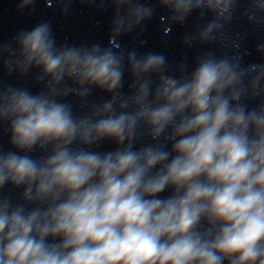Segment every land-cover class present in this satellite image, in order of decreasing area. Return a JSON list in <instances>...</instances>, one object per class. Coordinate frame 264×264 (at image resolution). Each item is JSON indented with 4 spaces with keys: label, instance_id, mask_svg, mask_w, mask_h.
<instances>
[{
    "label": "clouds",
    "instance_id": "9594fccd",
    "mask_svg": "<svg viewBox=\"0 0 264 264\" xmlns=\"http://www.w3.org/2000/svg\"><path fill=\"white\" fill-rule=\"evenodd\" d=\"M33 2L20 0L18 11ZM111 3L110 44L119 49L117 37L154 9L134 0ZM158 3L170 10V23H183L196 10L201 18L213 13L198 32L201 43H211L231 21L236 0ZM254 3L264 13V0ZM14 40L18 50L0 48V56L10 57L9 73L38 68V81L47 83L36 95L0 92V121H11L10 144L19 150L0 154V188L23 186L22 199L37 205L26 210L0 199V264H264V104L249 111L239 103L246 95L264 96V65L244 69L238 56L208 55L177 79L165 74L164 55L133 51L127 65L135 94L125 98L122 52L99 44L57 48L46 22ZM149 74L159 77L154 92ZM65 79L77 87H62ZM93 87L112 99L91 116L76 119L56 99L73 92L84 98ZM141 123L157 141L170 128L171 150L160 144L133 150ZM105 139L117 149L71 148ZM49 145L51 154L41 160L19 154ZM169 189L170 196H161Z\"/></svg>",
    "mask_w": 264,
    "mask_h": 264
},
{
    "label": "water",
    "instance_id": "95a60500",
    "mask_svg": "<svg viewBox=\"0 0 264 264\" xmlns=\"http://www.w3.org/2000/svg\"><path fill=\"white\" fill-rule=\"evenodd\" d=\"M20 0H0V48L10 47L17 49L14 37L20 32H28L39 23H48L51 27L52 36L55 39V46L60 47H88L99 44L101 48L112 47L117 54H124V75L122 88L119 93L125 98L135 94V89L130 85L133 83L130 70L127 65V55L135 51L138 57H143L148 53H157L165 56L167 65L165 74L177 79L190 76L197 67L189 48L181 36L175 23H170V13L168 9L159 6L158 0H134V3L151 7L154 9L152 17L130 32L117 37L116 43L119 49L110 44L112 25L116 15V8L111 0H34L33 4L18 11ZM66 8V10H65ZM123 14V10H122ZM10 59L7 53L0 56V92L8 88L23 89L36 95L46 92L45 81H38L40 69L30 68L27 73L20 75L16 70L9 73L5 67V62ZM15 59V57H11ZM151 81V89L154 92L159 84V77L156 74H149L145 77ZM62 87L76 88L77 85L69 79L62 81ZM61 102L68 104L72 109V114L76 119L91 116L93 110L103 103L112 99V94L93 87L87 97L80 98L74 92L66 97H56ZM127 111H133L129 107ZM10 123L11 121H0V154L8 152H18L10 144ZM149 129L141 123L137 127V136L134 140L133 150L149 144H160L165 150L170 151L172 142L165 139L171 132L167 129L159 140H152ZM115 141L102 140L94 145L85 146L77 141L71 148L73 150L84 149L87 151L105 154L117 149ZM52 146L41 150L38 146L32 152H19L20 155H29L33 159L41 160L51 154ZM171 159V157H170ZM159 167V166H158ZM155 171V170H154ZM24 187L16 188L10 183L0 188V199H8L12 205H24L26 210L36 207L35 204H28L22 199ZM171 189L161 194L163 197L170 196ZM206 227V225H203ZM49 242L52 241L49 238Z\"/></svg>",
    "mask_w": 264,
    "mask_h": 264
}]
</instances>
